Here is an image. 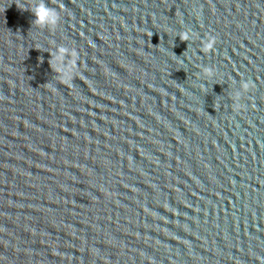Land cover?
<instances>
[{"label": "water", "instance_id": "95a60500", "mask_svg": "<svg viewBox=\"0 0 264 264\" xmlns=\"http://www.w3.org/2000/svg\"><path fill=\"white\" fill-rule=\"evenodd\" d=\"M33 2L0 0V264H264V0Z\"/></svg>", "mask_w": 264, "mask_h": 264}, {"label": "clouds", "instance_id": "9594fccd", "mask_svg": "<svg viewBox=\"0 0 264 264\" xmlns=\"http://www.w3.org/2000/svg\"><path fill=\"white\" fill-rule=\"evenodd\" d=\"M30 11L33 16L31 21L32 25L39 26L41 28L48 27L54 28L59 22V14L55 8L49 7L45 0H34L31 7H25ZM22 9V10H24ZM57 59V66L56 70L66 77L70 78V72L65 69L63 64V50L56 56ZM244 85L241 84V87Z\"/></svg>", "mask_w": 264, "mask_h": 264}]
</instances>
